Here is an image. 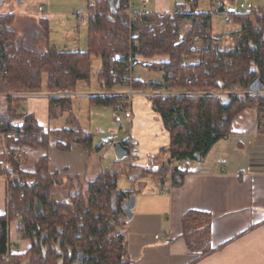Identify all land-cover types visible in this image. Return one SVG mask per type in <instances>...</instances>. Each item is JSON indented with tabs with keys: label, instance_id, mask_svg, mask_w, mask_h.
Returning a JSON list of instances; mask_svg holds the SVG:
<instances>
[{
	"label": "trees",
	"instance_id": "trees-1",
	"mask_svg": "<svg viewBox=\"0 0 264 264\" xmlns=\"http://www.w3.org/2000/svg\"><path fill=\"white\" fill-rule=\"evenodd\" d=\"M130 1L115 0L112 8L110 0H89L88 51L84 53L51 47L48 20L40 24L44 33L25 40L13 28L15 15L0 16V92L42 93L46 75L53 118L58 106H69L70 97L64 95L79 82L90 81L92 60L100 58L99 80L105 94L90 97L91 106L128 110L131 97L113 93L118 86L145 93L170 137L168 147L159 153L164 163L146 173L163 184L170 179L173 187H180L186 175L177 165L184 160L204 161L216 143L233 133V121L246 109L257 111L264 132V95L250 92L256 78L264 84V6L244 0L254 8L238 13L228 9V0H209L212 8L220 2L218 14L239 27L236 46L224 50L212 36V14L187 12L177 5L175 12L141 14L132 20L127 15ZM225 11L227 15L222 14ZM42 39L46 42L43 51L38 49ZM139 65L163 72V82L135 79L133 72ZM237 89L246 94H235ZM4 102L0 143L6 165L0 168V176L7 177V212L0 215V264H131L126 238L117 232L128 223L122 206L133 194L118 191L120 174L104 171L68 201L52 200L60 182L49 169L51 137L57 138L60 150H68L72 143L91 150L92 135L76 123L46 133L34 115L14 113L13 98ZM15 120H21V126ZM123 144L135 159L136 144L131 138ZM24 149L43 153L33 173L21 168ZM14 222H18V241L31 243L25 253L10 252ZM182 224V238L193 262L215 252L209 214L187 212Z\"/></svg>",
	"mask_w": 264,
	"mask_h": 264
},
{
	"label": "crops",
	"instance_id": "crops-1",
	"mask_svg": "<svg viewBox=\"0 0 264 264\" xmlns=\"http://www.w3.org/2000/svg\"><path fill=\"white\" fill-rule=\"evenodd\" d=\"M134 1L135 11L139 13L143 0ZM246 1L256 7L264 6L260 0ZM152 6L156 12L151 11ZM152 6L150 13H172L171 0H156ZM158 61L167 60L156 59ZM9 97L13 98L14 113L18 112L15 109L25 99L27 107L24 114L36 118L37 113L41 112L42 118L47 117L48 122L42 123L43 126L39 122L40 126L45 132L50 131L51 94L14 95L0 92V100ZM129 101L133 119L131 139L137 149L133 155L138 161L135 167L143 170L149 163L148 156L159 155L162 149L168 147L170 137L161 118L152 110L145 93L136 92ZM14 124L21 126L22 121L18 120ZM232 132L213 146L204 161L184 160L177 165L178 170L186 175L182 186L173 187L168 179L166 183L160 184L162 188L155 199L148 196L143 200L142 207L148 201L147 207L141 208L144 229L132 235L128 240L130 244L126 245L131 264H264V132L259 128L257 111L254 108L243 111L233 121ZM163 163L164 159L157 167ZM5 165L6 154L0 152V168L3 170ZM1 183L4 193H0V215H5V175L0 176ZM159 198L165 203L160 204ZM190 211L207 213L212 218L211 246L215 252L195 262L182 238V219ZM12 224L16 232L18 222ZM11 225V252L25 253L31 243L23 241L20 249L16 239L11 237ZM157 235L170 238L171 242L165 244L156 239ZM16 236L18 239L17 232Z\"/></svg>",
	"mask_w": 264,
	"mask_h": 264
},
{
	"label": "rangeland",
	"instance_id": "rangeland-1",
	"mask_svg": "<svg viewBox=\"0 0 264 264\" xmlns=\"http://www.w3.org/2000/svg\"><path fill=\"white\" fill-rule=\"evenodd\" d=\"M151 1L153 4L156 2V0ZM132 2L133 4L136 3L134 0ZM177 5H182L187 12L196 10L200 13L212 14V36L219 40L221 49L227 50L236 46L239 27L229 23L224 16L219 15L212 8L209 0H171V12H175ZM40 6H45L49 13H39ZM228 9L241 13L236 3L233 5L228 4ZM88 10L89 0H0V16L15 15L16 21L13 28L25 40H30L37 33H44L40 24L42 20H48L50 24V46L59 51L82 53L88 51ZM151 11L156 12L157 10L152 6ZM34 23L38 26H32ZM38 47L42 51L45 50V40L42 39ZM101 70V59L93 58L90 81L79 82L73 92L64 95L70 96L69 106H58L51 120V132L72 128L74 123H76L93 137L91 150L72 143L70 148L65 151L59 149L57 138L51 137L48 151L50 159L49 169L51 173L58 175V181L60 182L52 193V200L66 202L71 194L80 191V188L85 189L87 184L93 181L99 173L107 170L116 171L120 174L118 191L125 194H133L136 199V208L134 210V215L136 214V216L132 222L126 223L120 229L121 231L117 232L118 234L121 232L126 238L125 246H128L130 244L128 240H130L131 236L144 229L145 224L141 221V212L143 207H147L148 201L142 207L143 200L148 198V196L155 199V196H158L162 188L160 185L162 183L161 180L156 179L152 174L146 173V171L151 172L153 166L157 167L162 158L159 155L148 156L149 163L143 170L135 167L138 162L136 158L128 157L123 160L116 158L114 145L124 143L132 137V112L130 108L119 111L112 107L91 106V95L105 94L99 80ZM133 77L146 83H162L164 73L139 65L134 69ZM43 93H47L46 75H43ZM113 93L126 95L131 98L136 94L128 86H118ZM235 94L244 96L246 93L241 89H237ZM21 101V104L15 109V112L18 110L15 114H24L26 112V101L25 99ZM127 104H130V101ZM5 106V102L0 100V115H4ZM36 119L39 126L48 122L47 117L45 119L42 118L41 112L37 113ZM17 121L15 120V122ZM0 152H4V147L1 143ZM135 152H133V155ZM42 154L38 150H22V170L33 173L36 170V163ZM0 193H4L2 183L0 185ZM158 200L160 204L162 202L163 204L165 203L163 199L159 198ZM14 228V224H12L11 237L13 240L14 238L16 239V244L21 249L23 244L17 241Z\"/></svg>",
	"mask_w": 264,
	"mask_h": 264
},
{
	"label": "built area",
	"instance_id": "built-area-1",
	"mask_svg": "<svg viewBox=\"0 0 264 264\" xmlns=\"http://www.w3.org/2000/svg\"><path fill=\"white\" fill-rule=\"evenodd\" d=\"M133 0L130 1V7L127 11L128 16L132 19V20H136L137 17L141 14H149L150 13V7L152 6V2L151 0H143V6L141 7V11L139 13H137L136 10V6L133 4L132 2ZM261 2H264V0H260ZM228 3L233 5V4H237V6L239 7L240 12H249L251 11L254 6L251 3H248L246 1H242V0H228ZM215 9V11L220 12V8H221V3L218 2L216 4V6L213 7ZM39 13H45L48 14L49 11L46 9L45 6H40L39 8ZM223 15H227L228 13L225 11L222 13ZM119 59V55L116 56L115 60ZM262 95H264V89L261 91ZM119 110H121V106H118ZM156 239L161 240L162 242H164L165 244H169L171 242L170 238H163L159 235L156 236ZM11 252V250H10ZM12 253V252H11Z\"/></svg>",
	"mask_w": 264,
	"mask_h": 264
},
{
	"label": "water",
	"instance_id": "water-1",
	"mask_svg": "<svg viewBox=\"0 0 264 264\" xmlns=\"http://www.w3.org/2000/svg\"><path fill=\"white\" fill-rule=\"evenodd\" d=\"M110 5L112 8L115 7V0H110ZM264 89V84L260 77L256 78L250 85V92L259 93ZM115 155L118 160H123L128 158L131 154L130 149L123 143H117L114 145ZM136 208V199L134 197L126 200L122 206V212L127 218L128 223H130L134 218V210Z\"/></svg>",
	"mask_w": 264,
	"mask_h": 264
}]
</instances>
